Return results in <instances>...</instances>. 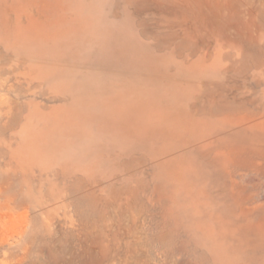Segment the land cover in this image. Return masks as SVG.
<instances>
[{
	"label": "rangeland",
	"instance_id": "1",
	"mask_svg": "<svg viewBox=\"0 0 264 264\" xmlns=\"http://www.w3.org/2000/svg\"><path fill=\"white\" fill-rule=\"evenodd\" d=\"M0 264H264V0H0Z\"/></svg>",
	"mask_w": 264,
	"mask_h": 264
},
{
	"label": "bare ground",
	"instance_id": "2",
	"mask_svg": "<svg viewBox=\"0 0 264 264\" xmlns=\"http://www.w3.org/2000/svg\"><path fill=\"white\" fill-rule=\"evenodd\" d=\"M66 39L70 40V38H66ZM251 231H252V230H251Z\"/></svg>",
	"mask_w": 264,
	"mask_h": 264
}]
</instances>
